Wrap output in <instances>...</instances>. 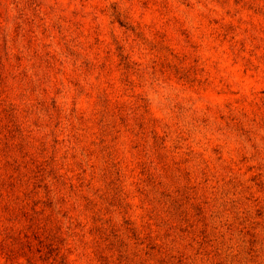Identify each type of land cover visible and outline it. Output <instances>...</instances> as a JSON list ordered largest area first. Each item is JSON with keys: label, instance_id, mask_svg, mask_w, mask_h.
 <instances>
[{"label": "rangeland", "instance_id": "obj_1", "mask_svg": "<svg viewBox=\"0 0 264 264\" xmlns=\"http://www.w3.org/2000/svg\"><path fill=\"white\" fill-rule=\"evenodd\" d=\"M0 264H264V0H0Z\"/></svg>", "mask_w": 264, "mask_h": 264}, {"label": "trees", "instance_id": "obj_2", "mask_svg": "<svg viewBox=\"0 0 264 264\" xmlns=\"http://www.w3.org/2000/svg\"><path fill=\"white\" fill-rule=\"evenodd\" d=\"M46 248H48L49 249V253H52V252H54L55 250H56V248H53L52 247V244H48L47 246H46ZM43 249L41 248V250H38L39 252L40 251H42ZM63 259V258H62ZM62 263H64V261H62Z\"/></svg>", "mask_w": 264, "mask_h": 264}]
</instances>
